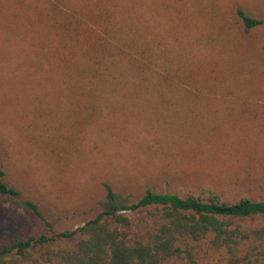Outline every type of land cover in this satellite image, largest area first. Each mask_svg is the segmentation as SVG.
I'll use <instances>...</instances> for the list:
<instances>
[{"label": "trees", "instance_id": "obj_1", "mask_svg": "<svg viewBox=\"0 0 264 264\" xmlns=\"http://www.w3.org/2000/svg\"><path fill=\"white\" fill-rule=\"evenodd\" d=\"M2 9L7 35L23 13L38 57L47 50L57 106L70 105L61 142L71 146L95 126L123 139L122 118L163 120L184 133L175 140L186 155L201 154L187 160L212 184L186 196L152 187L137 195L105 181L97 213L59 231L61 220L13 182L0 146V200L45 229L1 245L0 264H214L215 255L264 264V198L252 192L258 178L264 184V90L254 85L255 59L226 54L232 42L246 41L251 53L263 44L264 0H8ZM254 121L263 134L245 139Z\"/></svg>", "mask_w": 264, "mask_h": 264}, {"label": "rangeland", "instance_id": "obj_2", "mask_svg": "<svg viewBox=\"0 0 264 264\" xmlns=\"http://www.w3.org/2000/svg\"><path fill=\"white\" fill-rule=\"evenodd\" d=\"M4 1L8 0H0L1 13L7 12L2 9ZM220 7L224 9L225 5ZM27 23L20 13L7 35L0 20V146L8 157L6 163L13 182L26 198L40 204L48 219L61 220L59 231L76 229L97 213L96 204L104 195L105 181L137 195L152 187L186 196L211 186V178L196 172L187 160L193 153L195 157L201 154L188 151L186 155L175 140H186L181 137L184 133L163 120L149 126L141 118H122L125 121L118 118L110 122L122 121L118 128L123 139L104 136L97 128L100 126H95L71 146L61 142L59 129L61 124L71 122L67 118L70 105L57 106L54 94L59 87L45 59L47 50L45 58L38 57V41ZM246 43H229L228 61L234 57L255 59V70L261 77H255L254 85L264 90V41L253 53ZM40 61L44 66L38 71L35 66ZM57 109L60 111L55 115ZM226 117L235 119L239 115ZM257 121L249 123L245 139L263 134L255 124ZM226 139L232 141L229 135ZM205 151L209 156H218L221 152L213 146ZM253 174L259 177L255 170ZM254 183L256 188L252 192L264 198V184L259 178ZM220 191L226 194V199L232 197L224 187ZM42 232L45 229L32 215L0 200V246ZM214 258V264H228L218 255Z\"/></svg>", "mask_w": 264, "mask_h": 264}]
</instances>
